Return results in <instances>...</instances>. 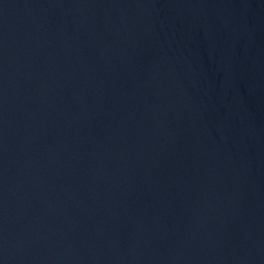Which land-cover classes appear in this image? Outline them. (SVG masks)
Here are the masks:
<instances>
[{
  "label": "water",
  "instance_id": "1",
  "mask_svg": "<svg viewBox=\"0 0 264 264\" xmlns=\"http://www.w3.org/2000/svg\"><path fill=\"white\" fill-rule=\"evenodd\" d=\"M0 264H264V0H0Z\"/></svg>",
  "mask_w": 264,
  "mask_h": 264
}]
</instances>
